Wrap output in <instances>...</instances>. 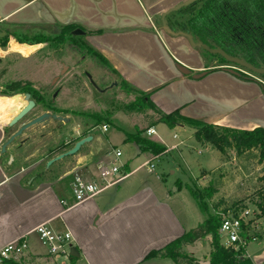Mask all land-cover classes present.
<instances>
[{
    "label": "crops",
    "instance_id": "crops-1",
    "mask_svg": "<svg viewBox=\"0 0 264 264\" xmlns=\"http://www.w3.org/2000/svg\"><path fill=\"white\" fill-rule=\"evenodd\" d=\"M184 1L187 0H0V23L3 26L23 25L20 27L35 30L42 26L58 30L65 27L72 31L80 29L85 34L74 37L99 54L120 81L141 94H147L150 102L162 113L179 111L183 117L236 130L264 129V93L258 84L230 75L222 69L223 66L206 65L202 56L200 60L203 51L192 49L186 39L172 37L161 30L160 16ZM204 1H196V6ZM184 10L166 16L172 31H177L183 16L190 15L191 9ZM40 45L27 46L13 42L9 52L29 56ZM70 55H76L75 51ZM85 59L81 58L82 61ZM178 66L191 74L180 73ZM201 72L206 74L200 79L191 76ZM40 83L33 84V87L38 89L43 84ZM22 106L17 102L14 108L0 109V148L6 140L5 127ZM38 108L35 104L34 110L12 133L23 123L47 112H38ZM62 113L59 115L69 119L68 125L62 124V147L66 151L72 147L70 143L64 144L72 141L71 136L77 137L81 133L83 137L90 136L91 130L87 119ZM154 120L156 122V117ZM49 125L31 127L16 139L17 143L14 144L18 148L11 165L5 166L0 155V248L30 233L39 224L49 223L57 230L67 229L71 233L73 247L78 253L75 264H173L169 259H144L149 252L163 248L195 228L204 218L199 220L195 201H172L173 197L167 194L163 184V177L155 175V183L161 184L158 186L135 177V174L145 169L142 165L148 160L153 163L184 143L167 146L151 138L154 136L160 140L156 132L147 137L146 130L154 129L153 125L144 131L138 129L148 141L164 147L163 154L154 157L148 151H140L136 144L126 142L124 138L122 143L134 148L133 153L143 159H122L126 162L128 175L121 183L66 210L60 205V200L67 197L69 182L65 185L62 178H53L56 164L70 160V172L81 163L101 158L110 146L107 145L105 150H100L97 144L90 147L92 138L76 156L46 168V162L64 150L56 152L45 160L41 173L36 167L31 171L38 176L28 182L22 165L37 156L38 145L47 142L48 136L38 138L36 134ZM68 127H72L70 133ZM184 127L188 126L175 128ZM172 138L177 139L175 134ZM225 165L222 163L217 167ZM154 173L155 167L151 174ZM50 174L52 177H48ZM176 183L181 187L184 185L180 179ZM37 243L36 237L29 235L30 253L43 255L44 251L39 249ZM260 258L257 261L264 264V255Z\"/></svg>",
    "mask_w": 264,
    "mask_h": 264
},
{
    "label": "rangeland",
    "instance_id": "rangeland-1",
    "mask_svg": "<svg viewBox=\"0 0 264 264\" xmlns=\"http://www.w3.org/2000/svg\"><path fill=\"white\" fill-rule=\"evenodd\" d=\"M187 19L188 16H183L182 19H180V23L184 24ZM20 26L11 24L3 26L0 23V41H3L5 38L4 31L13 32L14 35L26 42L37 36L46 38L49 41L38 46L29 56L23 53L12 52L11 54V52H9L10 45L13 44V42L18 45H35L18 43L17 40L11 36H6V41L3 43V46L0 44V109L3 107L5 109L10 106L14 108L17 103L15 97L19 95L23 96V93L20 92L6 94L5 87L10 82L23 80L31 83V81H33V84H37L38 82V85L42 82L43 84L41 87H38L40 93L45 92V88L43 87H46L47 90V87L54 84L53 90L45 97L46 102L49 101L55 89H64L60 91V94L58 93L59 95L57 94L54 99L55 107L58 109L71 107L74 110L72 112H67L70 116L76 117L78 112H83L84 115L81 117L84 119L94 116L96 121L100 122V124L96 125L94 122L88 123V128L91 130L89 134L93 138V143L90 147L97 144L100 150H105L108 148L106 146L109 145L110 148L116 147L121 151L123 160L129 157H135L136 160L143 159L133 153L135 151L134 148H129L128 145L122 142L126 134L134 133L138 129L144 131L151 125L154 126V130L160 139L157 140L156 137L152 136L151 138L153 140L161 141L167 146L178 142L184 143L183 145H179L177 149L164 154L161 158L152 163L155 167L154 174L148 173L143 169L135 174V177H139V179L149 183H155V175L161 178L163 177L165 182L163 184L168 191L167 194L173 197L172 201H194L188 191L183 187L185 184H188L185 186H189L195 191H199L204 187H211L210 189L214 190L211 194L212 197L209 199L206 198V191H203L199 197V207L207 213V215H203L196 206L199 220L207 216L214 217V215H217L216 213L223 212L225 209H229V207H234L229 209L232 213H238L243 209L250 211V219L253 220L255 226L251 228L249 235L257 236L254 240L249 239L246 242L244 246L245 255L248 257L251 264H263L262 261L259 263L257 259L260 261V257L264 255V220L257 218L259 212L255 207V202L258 198L257 193L262 189L264 182L262 180L264 176L263 154H260L257 150L246 151L240 155L236 154L232 149L218 152L206 144L195 141L191 134L192 130L188 127L169 129L164 124L156 123L157 120L155 122L154 118H158V116L153 114L154 117L149 111L137 107L134 104V100L137 96L124 91L120 86L119 78L110 67L98 62L96 58H92L90 56L91 51L85 49L82 46V42H80L77 37L62 35L60 30L50 27L45 28L42 26L41 29L35 30ZM73 51H75L76 55L71 56L70 54ZM201 56L206 65L212 64L223 67L234 66L231 64L228 66L222 65L228 63H222L219 56L210 55L204 51L200 55V60ZM82 57H86V59L82 61ZM77 62H80L78 67H76ZM64 68H67L66 70L68 71H64ZM83 71L84 76L82 75ZM249 75L252 77L255 76L251 73H249ZM88 76L93 84L98 86L100 91H98V88H94ZM57 77L61 78L59 82L55 83ZM114 83H116L115 86L113 85ZM33 84L31 83L32 88ZM103 88L107 89L102 90ZM54 94H56V92H54ZM6 99L10 100L5 101ZM38 106V112L46 110L42 103H39ZM58 112L66 114V111L59 110ZM101 124L107 125V132L104 134L99 130ZM55 125L62 128L59 122H55V124L52 123L36 134L38 138L48 136L47 142L37 147V155L44 153V155L47 156L36 166L38 173H41L45 160L49 156H54V154L59 151H65L62 145L64 130L57 131L58 127ZM71 128L72 127L69 128V133L71 132ZM13 129H15V127L11 129L5 127L6 139L9 138ZM173 134L176 135V140L172 138ZM139 137L147 140L149 136L146 137L141 133ZM70 138L74 139L76 135ZM16 141L17 140H15V143H17ZM11 144L9 145V147H11L10 152H8L9 154L7 155H13L17 152L16 144ZM148 153L153 155L150 152ZM160 154L163 153H159V155ZM3 159L5 163V157H3ZM37 160L38 158H33L29 162L23 163L22 166L26 167ZM222 163L226 164L225 167H217ZM56 165L57 168H55L53 176V178L56 179L58 177L61 178L64 173L67 174L72 166L70 160L62 163L59 162ZM48 177H52V174ZM62 179V183L68 185L69 178L63 177ZM178 179L184 184L182 187L180 184L176 183ZM155 185L159 186L161 184L155 183ZM234 209L236 211H234ZM196 225L197 223L194 227ZM210 240L211 237L209 236L201 240V242L198 241L195 244L183 246L181 252L195 259L197 262L196 264H198V262H209V253L211 251L209 245ZM223 242L224 241L220 239V244ZM37 245L43 252L44 249L41 248L38 243ZM19 264L68 263L63 259L55 262L31 255L22 260Z\"/></svg>",
    "mask_w": 264,
    "mask_h": 264
},
{
    "label": "trees",
    "instance_id": "trees-1",
    "mask_svg": "<svg viewBox=\"0 0 264 264\" xmlns=\"http://www.w3.org/2000/svg\"><path fill=\"white\" fill-rule=\"evenodd\" d=\"M196 5L195 2L181 9L182 11H186L184 9H191V12L186 22L184 24L180 23L176 28L177 31L197 36L203 43H207L208 40H210L228 55H232V52H242L245 53L246 58L252 61L258 60L264 64V0H206L200 6ZM194 6H196V8H193ZM253 6L255 9L252 8ZM231 7L235 8V18L239 20L230 22L227 19V16L229 17V13L232 11L230 9ZM258 13L260 14V20L257 18ZM59 30L62 35L70 37L71 28L65 27ZM4 35V40L0 41L1 46L4 45L3 43L6 41V36L14 37L18 43L28 45L44 44L49 41L46 38L37 36L33 38L34 40H27L26 42L14 35L13 32L7 31H4ZM82 46L91 51L90 56L92 58H96L98 62L110 67L108 63L90 47L83 44ZM220 60L222 63H225L224 60ZM236 77L240 78L238 75ZM120 86L124 91L137 96L134 100V104L137 107L152 111L155 116H158V118L156 117L157 122L164 124L169 129H173L176 126H188L193 130L192 137L195 141L206 144L218 152L232 149L236 154L240 155L246 151L257 150L260 154L264 155V129H230L183 117L179 114V111L164 114L150 102L147 94H141L138 90L124 81H120ZM5 90L6 94H14L17 92L29 94L30 98L35 103H43L41 95L33 89L31 83L27 81L16 80L10 82L6 85ZM97 124H100V122L97 121ZM140 134L141 132L139 131H136V133L132 135L128 134L125 136V141L134 143L140 151H148L153 155H158L165 151V148L159 144L140 138ZM262 180L264 181V176ZM185 188L196 202L200 212L203 215H207L206 211L201 210L199 207V197L203 191H206L205 197L209 199L212 197L211 194L214 190L210 189L211 187L209 186L199 191H195L189 186ZM257 194L258 198L255 202V207L259 212L257 218L264 220V182L262 189H260ZM231 208L234 207H229V209ZM229 209H225L223 212L226 213ZM234 211L236 210L234 209ZM252 222L253 220H249V224ZM219 225V216H207L202 223L198 224L195 228L186 232L181 237L173 240L159 250L149 252L144 260L163 258L171 260L174 264H196V260L182 253L181 248L183 246L195 244L210 236V264H251L250 260L245 257L244 247L239 248V250L235 252L230 249H225L220 244V237L218 235ZM256 236H254V238ZM76 261L77 258L70 257L69 259V263L72 264H75Z\"/></svg>",
    "mask_w": 264,
    "mask_h": 264
},
{
    "label": "built area",
    "instance_id": "built-area-1",
    "mask_svg": "<svg viewBox=\"0 0 264 264\" xmlns=\"http://www.w3.org/2000/svg\"><path fill=\"white\" fill-rule=\"evenodd\" d=\"M99 130L104 134L107 132V125L101 124ZM153 128L146 130V135H155ZM175 137V136H174ZM148 173H153L154 165L148 160L142 165ZM128 175L126 162L122 160V153L118 148H110L101 158L89 163H81L75 169L67 173L70 177L67 197L60 200V205L68 210L78 204L93 199L103 190L117 186ZM220 217L218 235L224 242L221 244L225 249L237 252L243 248L249 239L251 228L249 224L251 212L243 209L237 214L228 210L226 213H216ZM29 235H34L41 248L43 255L39 257L44 260L57 261L65 260L69 264L70 249L73 247V237L67 230H57L49 223H42L36 226L30 233L25 234L0 248V264H19L30 253Z\"/></svg>",
    "mask_w": 264,
    "mask_h": 264
},
{
    "label": "water",
    "instance_id": "water-1",
    "mask_svg": "<svg viewBox=\"0 0 264 264\" xmlns=\"http://www.w3.org/2000/svg\"><path fill=\"white\" fill-rule=\"evenodd\" d=\"M198 0H187L184 1L182 3H179L178 5L174 6L173 8L169 9L168 11H166L165 13H163L160 16V23H161V30L163 31V33L168 34L172 37H182L184 39H186V41L188 42L189 46L192 49H200L204 52H207L210 55H217L219 56L222 60H224L226 63L228 64H233L239 67H242L246 70H248L249 72L256 74V75H264V68L261 69H257L251 65H249L248 63H246L243 60H240L238 58H233L230 57L229 55H227L224 51H222L219 47H217L216 45L208 42V43H203L197 36H193L189 33H185V32H181V31H172L169 26H168V22L166 20V16H168L170 13L173 12H177L182 8L188 7L189 5L195 3ZM85 33L80 30V29H75L73 31H71V36H83ZM177 69L180 71V73L185 74V75H189L191 74V72L187 69H185L182 66H178ZM65 70V69H64ZM226 70L230 75L233 76H237L238 74L234 71H232L231 69H224ZM206 74V72H201L195 75H191L193 77V79H200L201 77H203ZM88 78L90 79V77L88 76ZM92 85L93 82L90 79ZM114 86L116 85V83L113 84ZM95 86V85H94ZM2 98H6V97H2ZM16 102H20L22 103V109H20L16 115H14L12 117V119L8 122V128H14L17 125H19L20 123H22V121L34 110L35 108V103L34 101L30 98L29 94H24L16 96L15 97ZM15 102V103H16ZM51 121H56L59 123H67V119L62 117V116H58V115H50L49 113H42L40 115H38L37 117L31 119L30 121L23 123L18 129L17 131H15V133H13L9 139L1 146L0 149V153H4L5 152V148L13 142L14 139L20 137L22 135V133L24 131H26L27 129L37 126V125H47L49 122ZM79 136V135H78ZM76 137L74 139H72V147L70 149H67L66 151H64L63 153L53 157L52 159H49L46 162V168H49L50 166H52L53 164L62 161L65 158L68 157H74L76 156L80 150L86 146L87 144H89L92 141V137L91 136H86L83 137L81 139H79V137ZM70 257L72 258H78V253L77 250L72 247L70 249ZM198 264H210L209 262L205 261V262H198Z\"/></svg>",
    "mask_w": 264,
    "mask_h": 264
},
{
    "label": "flooded vegetation",
    "instance_id": "flooded-vegetation-1",
    "mask_svg": "<svg viewBox=\"0 0 264 264\" xmlns=\"http://www.w3.org/2000/svg\"><path fill=\"white\" fill-rule=\"evenodd\" d=\"M253 9H255V7L253 6L252 7ZM232 11L229 13V17L227 16V19L230 21V22H233V21H235V20H239L238 18L236 19L235 18V13H234V11H235V8H233V7H231L230 8ZM238 15V14H237ZM257 18H258V20H260V14L258 13L257 14ZM208 42H210V43H212L210 40H208ZM207 42V43H208ZM212 44H214V43H212ZM215 45V44H214ZM223 51V50H222ZM231 52V51H230ZM227 54V53H226ZM255 54V53H254ZM228 55V54H227ZM230 57H233V58H238V59H240V60H243V61H245L246 63H248L249 65H251V66H253V67H255V68H257V69H261V68H264V64L262 63V62H260V61H258V60H255V61H252V60H250V59H248V58H246V56H245V53H235V52H232V55H229ZM80 62H77V64H76V67H78L80 64H79ZM226 63V62H225ZM222 65H229V64H222ZM231 65H233V64H231ZM65 70L64 71H68V70H66V68H64ZM222 69H231L232 71H234V72H236L237 74H238V76L240 77L239 79H243V80H246V81H249V82H254V83H256V84H258L260 87H261V89H262V92L264 93V75H256V74H253V73H251V72H249L248 70H246V69H244V68H242V67H239V66H236V65H234V66H232V67H226V66H224V67H222ZM226 71V70H225ZM86 72V71H85ZM227 72V71H226ZM249 73H251V74H253V75H255L254 77H252L251 75H249ZM83 76H84V71H83V74H82ZM61 77H63V76H61ZM61 77H57V79H55V83H57V82H59V80H60V78ZM236 77V76H235ZM54 85V84H53ZM53 85H51L50 87H47V90H46V87H43V88H45L44 90H45V92H43V93H40L38 90L39 89H35L34 87H33V89H35L40 95H41V97H42V99H43V105L45 106V109L46 110H44V111H47V112H45V113H49L50 115H58V116H60L59 114H61L62 112H58L59 110L58 109H56V107L54 106V99L56 98V96H57V94L61 91V89H59V88H57V89H55V91L54 92H56V94H54V92H53V94H51V97H50V99H49V101L48 102H46L45 101V97L46 96H48L49 95V92L50 91H52L53 90ZM96 85V84H95ZM94 86V85H93ZM94 88H98V86L96 85V86H94ZM105 89H107V88H103L102 90H105ZM98 91H100L99 90V88H98ZM24 95V94H23ZM35 103V102H34ZM36 105H38L39 103H35ZM55 107V108H54ZM68 111H66V113H67ZM72 112V111H71ZM65 113V112H64ZM78 115H76V116H83L84 115V113L83 112H78L77 113ZM63 117V116H62ZM64 118H66V117H64ZM67 119V118H66ZM87 121H89V123L90 122H94L95 123V125L97 124V121H96V119H95V117L94 116H92V117H88V119H87ZM55 122L56 121H51L50 120V125L53 123V124H55ZM48 123V124H49ZM68 125L69 124V119H67V123H60V125ZM56 126V125H55ZM56 127H58V126H56ZM7 129H10V128H8V126H7ZM60 130H62V128H60V127H58L57 128V131H60ZM6 133V132H5ZM15 133V132H14ZM13 133H11L10 134V136L12 135ZM83 134L81 133V135H79V138H83V136H82ZM9 136V137H10ZM42 137H44V136H42ZM9 138H7L6 140H5V142L8 140ZM15 140L16 139H14L13 140V142H12V144L13 143H15ZM4 142V143H5ZM3 143V144H4ZM68 143H71L72 144V142H70V141H67V142H65L64 144H68ZM2 144V145H3ZM11 144V143H10ZM9 144V145H10ZM11 144V145H12ZM1 145V146H2ZM9 145L5 148V152L4 153H0V155L2 156V157H5V159H6V161H5V166H9V165H11L12 163H13V161H14V157H13V155L11 154V155H7V154H9L8 153V147H9ZM62 145H63V143H62ZM88 145V144H87ZM18 148V147H17ZM1 149V148H0ZM44 153H42V154H39V155H37L36 157H34V158H38V160L37 161H39V159H40V161H43L44 159L43 158H46L47 156L46 155H44ZM7 157V158H6ZM42 157V158H41ZM36 161V162H37ZM39 161V162H40ZM29 162V161H28ZM36 162H32V164H30V165H28V166H26V167H23V169H22V172H24V175H28V182H30V181H32V180H35V178L38 176V175H35L34 173H32L31 171H33L34 169H35V167H36ZM87 164V163H86ZM66 175L67 174H65L63 177H66ZM63 177H61V178H63ZM60 178V177H59Z\"/></svg>",
    "mask_w": 264,
    "mask_h": 264
}]
</instances>
